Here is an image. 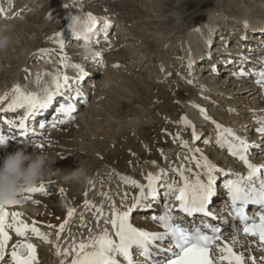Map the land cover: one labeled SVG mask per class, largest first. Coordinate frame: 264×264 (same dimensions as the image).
<instances>
[{
    "label": "bare ground",
    "instance_id": "bare-ground-1",
    "mask_svg": "<svg viewBox=\"0 0 264 264\" xmlns=\"http://www.w3.org/2000/svg\"><path fill=\"white\" fill-rule=\"evenodd\" d=\"M68 2L69 0H59L54 3L49 13L45 15V19L41 21L36 15L42 7L39 0H0V25L11 27L10 35L12 39L14 38L13 44H16L17 40H21L26 48H33L40 35L48 30L50 33H55L54 44L61 48L59 49L62 55L61 59L59 58L58 61L55 59L56 64H53L49 62L48 56H46L48 61H44V55L41 59V54L39 57L41 60L39 59L40 62L33 65L32 77L30 80L28 79L27 83L18 79L11 80L9 84L5 81L0 83V98H3L0 99V109H2L0 110V135L9 138L7 146L0 147V164L3 163V159L8 153H13L17 149L23 148L24 145L29 146L27 149L29 153L46 154L50 158L56 157L50 159L51 171L43 180L31 187L38 188L43 185L44 191L32 192L28 191L31 188H25L21 190L25 194L18 195L17 200L20 203L6 205V211L9 214L12 212L22 213L18 219L27 222L30 226L35 222V226L48 236L50 242H45L30 230L26 237H19L13 229H6L12 237L7 242L9 248L26 240L35 245L36 259L33 264H61L62 261L71 259L65 255V252L71 249L74 242L78 244L81 240H87L89 236H98L105 228L115 238V229L111 225L105 224V220L110 217L115 218L113 215L115 212L125 211L134 202L133 198L140 194L139 188L125 183L124 180L133 179L141 185H146L149 173L156 175L163 170L161 179L156 182L159 196L154 201L151 198L143 200L141 206L133 210L129 216V222L136 228L150 232L161 231L160 224L152 217L162 214L166 203L179 204L178 201H175V195L178 193L165 195L167 192L165 185L176 181L178 186H183L184 180L176 169L183 171L184 176L188 177L189 184H195L197 175L206 180L207 169L203 167V158H207L217 168V171L212 173L215 177L213 185L215 195L209 206V211L213 215L187 216L176 208L173 209V215L176 223L189 229L195 225L203 232L212 234V228L206 227L212 225L219 230L221 239L215 241L211 249L212 258L218 260L222 253L217 245L224 246L225 243H232V237L237 235L236 229L241 226L238 217L233 214L225 184L228 180H238L240 176H247L249 169L243 161L230 154L226 144L217 143L219 130L216 124L231 128L236 135L246 139L250 145L247 152L249 161L253 164L264 165V135L255 131L259 126V121L264 119V90L261 85L256 83L257 73L264 71V0H256L255 6H247L242 1L231 0L233 4H227L226 10L224 8L212 9L206 22L198 24L181 35H174V37L166 35L163 40L164 49L174 50L179 60L178 68L179 65L183 66L182 79L193 88L191 90L194 92L192 98L182 100V105L188 114V120L195 126V134L199 136L205 132L202 130L209 129H207L208 133L200 138L201 141L197 142L198 139H193L192 128L181 121L179 111L177 115L171 117V123H168L169 120H167L162 127L165 130L161 134L166 135V143L160 153H156L155 157L159 158L157 163L143 164L138 158H134L132 162L135 163L133 165L129 163V168L123 169L119 165L101 160L100 155H92L95 157L92 164L95 163L97 167L93 174H89L93 165H87L88 162L83 164L85 160L80 159V162L76 160L77 153L78 158L81 156L79 153L82 152V147L69 144L67 146L62 138H66L71 131L75 132L71 128V131L69 129V122L73 119H75L78 130L84 125L89 127L88 122H96L97 119L107 127L115 122L116 118L112 112L117 110V105L110 96H107L108 94L102 92L99 94V98L102 97L98 101V114L92 115V111L86 113L84 110L83 112L77 110L85 105L90 95L94 96L95 91L99 92V90H95V87H99L100 84L97 82L95 74L102 71L105 62L108 65L118 62V65L127 70L126 73L129 72L128 75L133 76L137 73L132 70L140 67L138 62L135 64L133 62L136 58L144 60L145 53L142 55L133 53L131 39L124 31L123 23L119 22L117 28L112 27L110 24L113 19L108 14H98L90 9L91 4H96L95 0L92 2L75 0L76 6L73 11ZM88 13H92L98 19L97 26L92 30L91 39L93 48L100 55L93 58L83 57V61H76L75 57L70 55L72 54L71 50L73 49L74 53L77 52L81 55L82 41L75 38L68 29V17L70 14L87 15ZM245 21L247 27L244 25ZM61 40L64 42L63 47L60 44ZM120 47L125 48V54L119 55ZM52 57L54 58V56ZM209 63H211V67L208 66ZM73 65H80L85 71L82 72L80 68L73 67ZM201 70L203 71L200 72ZM206 71L211 74L207 73L206 75ZM241 72L244 74L240 75ZM64 75L70 78V87L64 89L63 98H57L53 104L54 108L37 111L32 116L26 115V107L16 110L8 109V104L18 95L14 92V86L19 85L24 93H37L42 99L45 96V89L54 90V77ZM61 82L63 81L61 80ZM171 87L173 91L180 89V81L176 79ZM122 88L125 89V87ZM76 92H79L80 95H75ZM97 93L95 96L98 97ZM218 101H222L220 106H226V112L229 114L227 116L232 119L231 122H227L228 124H225V120L229 118L223 120L217 114H215L216 116L212 115L205 107L207 102L213 104ZM178 103H180V99ZM62 105L74 106L71 113L72 119H68L66 114L59 112ZM197 105L199 107H196ZM201 109L205 110V115L211 119H206L205 115L201 114ZM84 114L88 115L91 120ZM21 118L27 119L25 120L26 135H22V130L18 127ZM60 119H65L68 122L66 124L55 123L53 126V122ZM9 120H15L17 126L9 125L7 123ZM41 125L44 127L42 128ZM155 127L157 128L156 125ZM79 134L80 132L75 136L80 137ZM182 141L188 142L187 148L182 146ZM203 144H206L207 148L202 146ZM40 145L43 147H38ZM196 148L201 151L199 153L190 151V149ZM208 149L212 150L208 152ZM63 154H75V157L69 156L68 159L61 160L60 155ZM79 165L87 170L90 181L77 182L80 186L74 190L68 185V182L65 186L60 177L73 168H78ZM261 178H264V170H262ZM54 179H59L61 182L56 186L57 188L50 184ZM125 193H127V198H125ZM86 201L90 203H86ZM248 207L251 208L249 212H246L249 218H252L257 212L264 211L259 205L251 204L245 208ZM100 208L103 210L102 215L98 213ZM69 209L75 210L71 218L67 216ZM97 219H99L98 225ZM12 220L13 217L9 215L7 222L11 223ZM66 220L67 223L59 236L57 235L60 231L58 227H49V225L59 226ZM240 243H243V247L240 246ZM235 248L238 253H244L246 264H251L249 258L253 256L257 258L256 264L264 263V259H261L264 257V248L259 245L257 237L245 236L240 233L239 242L236 243ZM57 251L60 252V255H57ZM134 259L141 260L143 258L134 253ZM3 264H12L10 256L4 257ZM223 264H227V262L225 261Z\"/></svg>",
    "mask_w": 264,
    "mask_h": 264
},
{
    "label": "rangeland",
    "instance_id": "rangeland-1",
    "mask_svg": "<svg viewBox=\"0 0 264 264\" xmlns=\"http://www.w3.org/2000/svg\"><path fill=\"white\" fill-rule=\"evenodd\" d=\"M58 1L59 0H39L42 7H40L41 10H38L36 14L39 16L38 20L43 21L52 5ZM86 1L92 2V0H85V2ZM238 1L244 2L247 6H255L256 2V0ZM75 3V0H69L68 2L72 11L75 10ZM95 3L96 4H91L89 6L90 9L98 14H108L110 18L113 19L110 24L112 27L117 28L119 22L123 23L125 27L124 31L131 39L130 44H132L131 49L134 51L133 53L138 55L140 53V55L145 53V56H143L145 58L144 60L136 58L133 62L134 64L138 62L137 64L140 66L132 70L133 72L135 70V73H137L135 74L136 76H132L131 74L128 75L129 72L126 73L127 70L121 65L115 69L116 66L114 65H118V62L113 63L114 65H108L107 62L104 63L102 68L103 72L100 71L101 74L100 72L95 74L97 82L101 84H99V87L97 86L98 88L95 87V90H99V92L97 93V91L94 90V96L90 95L88 98L86 97L87 101L85 105L77 111L83 112L84 110L86 113L92 111V115H95V113L98 114V101L102 97L99 98V94L102 92L103 94H108L107 96H110L117 105V110L112 112V114L115 115L114 118H116L115 122L107 127L97 119L96 122L89 121V127L84 125L78 130L75 124L76 122L74 121L75 119H73L69 122V129L71 128L75 132H72L70 129L71 133H69L66 138H62L63 142L64 144L66 143L67 146L69 144L71 146L82 147V152L79 153L81 156L78 158L77 153L76 160L79 162L80 159L83 161L85 160L83 164L88 162L87 165H93L89 174H93L97 168L95 163L92 164L93 158H95L92 155H100V158H102L101 160L109 164L119 165L123 169L126 167V169H128L129 163L133 165V163H135L132 162L134 158H138L143 164L153 163V161L157 163L159 158L155 157L156 153H160V150L166 143V135L161 134L165 130L162 128L164 123H166L167 120H169L167 121L169 123L179 111L180 119L182 116L187 117L188 114L182 105V100L190 99L194 94V92L191 91L193 88L182 79V71H184V69L181 65H179L180 67L178 68L179 60L174 50L169 48L164 49L162 45L163 40L166 35L170 37H174V35L176 36L178 34L181 35L185 31L196 27L198 24L206 22L212 9H225L227 4H233V2H231V0H95ZM46 31V33L43 32V34L40 35L37 42L33 45V48L27 47V49L23 41L17 40V45L12 44L7 52H0V83L5 81L9 84L13 79H18L23 83H27L28 79L30 80L32 77L31 71L33 70V65L40 62L39 59H42L43 55L44 61L49 60V62L53 64H56L54 61L55 59H57V61L59 58L61 59V48L58 45V47H56L54 44L55 33H50L48 30ZM14 47L19 48H16V51ZM120 48L119 55L125 54V48ZM71 52L72 54L70 55L74 56L76 61L84 60L83 56L77 52L74 53L73 49ZM50 55L54 56V58L52 56L49 58ZM46 56H48V60ZM1 58L4 59L2 60ZM59 66L61 67V64ZM208 66L211 67V63H209ZM198 69L200 70V68ZM202 71L203 70L200 72ZM207 73L211 74L209 71H206L205 74L207 75ZM176 79L180 81V89L173 91L171 86ZM105 83H108L110 87L106 88L104 86ZM122 87H125L127 91ZM96 93L98 97L95 96ZM179 99L180 103H178ZM233 101L235 102V100ZM221 103L222 101L213 104L207 102L205 107L212 115L217 114L223 120L229 118L225 120V124H228L227 122H231L232 119L227 116L229 114L226 112V106H220ZM85 117L87 118L88 115H85ZM88 119L91 120L90 117H88ZM155 125L157 128H154ZM207 129L208 128L202 130L205 132L199 135L200 138L208 133L207 131L209 129ZM81 130L86 133V136ZM79 132L81 136L76 137L75 135ZM200 141L201 139L197 140V142ZM202 146L207 148L206 144ZM211 150L212 149H208L207 151L210 152ZM75 154H63L60 155V159H68L67 157L69 156L75 157ZM54 157L55 156L52 158ZM78 167L83 166L79 165ZM60 183L59 179H54L50 184L56 187L60 185ZM63 183L65 186L67 185V183ZM68 185L74 190L80 186L77 182H68ZM21 193L22 195L25 194V192H20L19 195H21Z\"/></svg>",
    "mask_w": 264,
    "mask_h": 264
},
{
    "label": "snow or ice",
    "instance_id": "snow-or-ice-1",
    "mask_svg": "<svg viewBox=\"0 0 264 264\" xmlns=\"http://www.w3.org/2000/svg\"><path fill=\"white\" fill-rule=\"evenodd\" d=\"M87 16L90 30H93L98 24V19L92 13H88ZM244 25L247 27L246 21ZM60 44L61 47L64 46L63 40ZM99 55V53L96 54V56ZM115 66L119 67V65ZM73 67L80 68L82 72L85 71L80 65H73ZM239 74L243 75L244 73ZM257 75L256 83L261 85L262 90H264V71H259ZM69 81L70 78L66 75L54 77V90L45 89V96L42 99L37 93H24L20 86L16 85L14 86V92L18 95L13 98L7 107L10 110L26 107L27 116H32L40 110L49 109L58 97H64V89L70 87ZM75 95H80V93L76 92ZM73 110L74 106L71 105H62L59 108V112L66 114L68 119L73 118L71 115ZM201 114L205 115V110L201 109ZM205 118L211 119L206 115ZM181 121L192 128L193 139H200L195 134V126L191 124L186 116H182ZM67 122L65 119H60L54 121L53 126L55 123L66 124ZM7 123L17 126L15 120H9ZM18 127L22 130V135L27 134V127L23 118L19 121ZM41 127L43 128L44 125H41ZM216 127L219 130L217 143L226 144L230 154L243 161L249 169L247 176H240L238 180H228L225 184L233 214L238 217L241 226L236 229L237 235L232 237V243H225L224 246L217 245L222 253L218 260L212 258L211 249L215 241L221 239L219 230L212 225H207L206 227L212 228V234H207L200 229L193 232L182 226V224L176 223L173 215L174 208L187 216L196 214L213 215L209 211V205L215 195L213 188L215 177L212 173L217 171V168L207 158H203V167L207 169L206 180L197 175L195 184H189L188 177L184 176L183 171L176 169L184 180L183 186H178L176 181L165 185L167 188L165 195L178 193L175 195V201H178L179 204L166 203L163 213L152 217L160 224L161 231L150 232L136 228L129 222V216L133 210L141 206L143 200L151 198L154 201L159 196L156 182L161 179L163 170L156 175L149 173L146 185H141L133 179H125V183H130L133 187L139 188L140 194L133 198L134 202L125 211L115 212L113 213L115 218L110 217L105 220V224H109L115 229V238L105 228L98 236H89L87 240H81L78 244L74 242L71 249L65 252V255L71 257V259L62 261L61 264H223L225 261L227 264H246L244 253H238L235 248L236 243L239 242L240 233L245 236L257 237L259 245L264 248V211L257 212L252 218H249L245 213V207L251 204L259 205L260 208L264 209V178H261L264 165L253 164L249 161L247 152L250 145L246 139L236 135L231 128H226L218 123ZM255 131L264 135V119L259 121V126ZM8 140L7 136L0 135V144H5ZM205 143H208V141H205ZM182 146L187 148L188 142L182 141ZM38 147H43V145ZM190 151L199 153L201 150L196 148L194 150L190 149ZM198 166L200 165L198 164ZM28 191H44V187L41 185L38 188L28 189ZM124 195L127 198V193ZM15 203H20V201L16 200L13 204ZM86 203L90 202L86 201ZM93 207L95 206L93 205ZM74 211V209L68 210V218L73 216ZM102 212V208L98 209L100 215H102ZM9 215L13 217L11 223L7 222ZM21 216L22 213L19 212L9 214L6 211V204L0 203V264H3L5 256H10L12 264H33L36 259L35 245L26 240L9 248L7 242L12 237L6 229H13L19 237H26L27 232L30 230L45 242H50L48 236L35 226V222L30 226L27 222L18 219ZM96 222L98 225L99 219ZM66 223L67 220L59 226L49 225V227H58L60 231L57 235L59 236ZM240 246L243 247V243H240ZM134 253L143 259L135 260ZM57 255H60L59 251H57ZM249 259L251 264H256L257 258L255 256ZM261 259H264V257Z\"/></svg>",
    "mask_w": 264,
    "mask_h": 264
},
{
    "label": "clouds",
    "instance_id": "clouds-1",
    "mask_svg": "<svg viewBox=\"0 0 264 264\" xmlns=\"http://www.w3.org/2000/svg\"><path fill=\"white\" fill-rule=\"evenodd\" d=\"M68 29L73 36L82 41L81 55L84 58H93L97 51L92 46L90 25L87 15L70 14ZM9 25H0V52H7L12 46L13 39L10 35ZM110 87L108 83L104 85ZM0 144V147H6ZM29 146L8 153L3 163L0 164V203L13 204L21 190L31 188L38 184L51 171L50 158L46 154L29 153ZM64 182H89L87 170L83 167L72 169L60 177Z\"/></svg>",
    "mask_w": 264,
    "mask_h": 264
}]
</instances>
